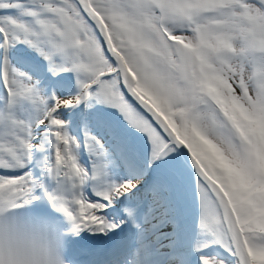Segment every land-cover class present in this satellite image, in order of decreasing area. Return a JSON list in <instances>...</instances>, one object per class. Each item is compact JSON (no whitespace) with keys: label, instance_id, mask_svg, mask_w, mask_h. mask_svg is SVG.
<instances>
[{"label":"snow or ice","instance_id":"snow-or-ice-1","mask_svg":"<svg viewBox=\"0 0 264 264\" xmlns=\"http://www.w3.org/2000/svg\"><path fill=\"white\" fill-rule=\"evenodd\" d=\"M42 208L55 264H264V0H0V225Z\"/></svg>","mask_w":264,"mask_h":264},{"label":"clouds","instance_id":"clouds-1","mask_svg":"<svg viewBox=\"0 0 264 264\" xmlns=\"http://www.w3.org/2000/svg\"><path fill=\"white\" fill-rule=\"evenodd\" d=\"M48 217L31 212L7 216L0 225V250L11 251L0 264H55L57 241L49 233Z\"/></svg>","mask_w":264,"mask_h":264},{"label":"bare ground","instance_id":"bare-ground-1","mask_svg":"<svg viewBox=\"0 0 264 264\" xmlns=\"http://www.w3.org/2000/svg\"><path fill=\"white\" fill-rule=\"evenodd\" d=\"M66 116L72 118L73 121L76 119L75 115L72 113H66ZM54 216L57 221L62 222V217L58 216L57 214H55Z\"/></svg>","mask_w":264,"mask_h":264},{"label":"rangeland","instance_id":"rangeland-1","mask_svg":"<svg viewBox=\"0 0 264 264\" xmlns=\"http://www.w3.org/2000/svg\"><path fill=\"white\" fill-rule=\"evenodd\" d=\"M108 112H109V110L102 109L100 115L103 116V115L107 114ZM75 134H76V133H75Z\"/></svg>","mask_w":264,"mask_h":264}]
</instances>
